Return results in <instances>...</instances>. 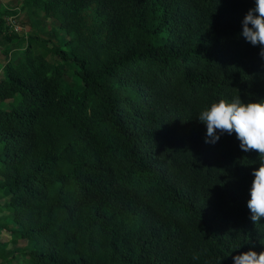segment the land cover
Segmentation results:
<instances>
[{"label": "trees", "instance_id": "trees-1", "mask_svg": "<svg viewBox=\"0 0 264 264\" xmlns=\"http://www.w3.org/2000/svg\"><path fill=\"white\" fill-rule=\"evenodd\" d=\"M18 4L65 37L5 35L23 47L0 77V264H234L264 251V217L247 207L259 154L235 133L206 143L198 118L219 100H264L261 46L241 35L255 0ZM64 64L81 89L64 88Z\"/></svg>", "mask_w": 264, "mask_h": 264}, {"label": "clouds", "instance_id": "clouds-1", "mask_svg": "<svg viewBox=\"0 0 264 264\" xmlns=\"http://www.w3.org/2000/svg\"><path fill=\"white\" fill-rule=\"evenodd\" d=\"M241 35L252 45L261 46L260 55L264 57V0H255V7L244 16ZM198 118L207 127L206 143H216L224 133H235L242 151L259 154L261 164L253 169L247 201L250 218L258 223L264 217V100L244 103L240 96L231 102L219 100L201 110ZM233 260L234 264H264V251L248 250Z\"/></svg>", "mask_w": 264, "mask_h": 264}, {"label": "rangeland", "instance_id": "rangeland-1", "mask_svg": "<svg viewBox=\"0 0 264 264\" xmlns=\"http://www.w3.org/2000/svg\"><path fill=\"white\" fill-rule=\"evenodd\" d=\"M19 0H0V20H3V24L0 25V77H4L3 65L7 59H15L20 55L21 49L23 47L22 42H16L18 39L14 37L13 40H6L5 35L8 32H15L19 36L29 35L36 33L42 38L50 37L51 40L58 46H62L65 34L62 30L58 29L59 25L56 20L49 18L42 22V25L38 29H34L30 26V18L26 15L24 11H18L13 13L14 9L19 6ZM15 10V11H17ZM12 13H4V12ZM7 28V29H6ZM56 31V32H54ZM54 32V33H53ZM15 42V44H14ZM47 58L57 64V56H47ZM65 65V64H64ZM63 68H66L68 71L63 77V85L65 89H72L74 91L82 88L81 82L77 78L75 81L71 79V68H67L66 65ZM70 77V78H69ZM18 256V254H17Z\"/></svg>", "mask_w": 264, "mask_h": 264}]
</instances>
